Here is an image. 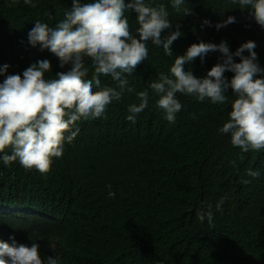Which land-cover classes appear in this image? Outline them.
I'll use <instances>...</instances> for the list:
<instances>
[{"label": "trees", "instance_id": "obj_1", "mask_svg": "<svg viewBox=\"0 0 264 264\" xmlns=\"http://www.w3.org/2000/svg\"><path fill=\"white\" fill-rule=\"evenodd\" d=\"M145 2L167 7L173 27L162 36L177 26L182 33L171 45L173 55L148 42L147 59L126 77L135 91L109 104L101 117L81 118L78 135L71 143L65 141L62 156L53 158L47 173L0 160V203L46 215L44 222L0 216V241L12 244L14 239L29 247L37 243L42 259L58 257L60 264H264V149L243 152L231 144L230 134L218 131L231 111L232 90L222 105L177 93L182 109L175 123L164 118L156 107L158 97L149 90L148 106L136 122L126 119L128 107L139 104L136 93L161 73L170 76L175 56L184 55L192 44L224 41L234 53L254 41L255 62L264 69V29L232 0H187L190 15L174 11L171 0ZM32 3L35 7L24 0H0V67L8 65L0 83L7 75L22 77L31 64L44 59L52 65L46 78L70 70V65L60 68L48 49L33 47L28 33L36 21L54 28L72 0ZM125 15L136 35V13ZM229 16L236 22L217 30L215 25ZM233 60L238 63L239 57ZM222 61L221 53L209 52L184 69L204 78ZM85 66L90 79L89 58ZM233 75L224 73L227 79ZM100 79L102 86L115 87L110 76ZM248 169L259 177L247 176ZM109 191L115 196L109 197ZM222 197V211H217ZM209 209L212 222H201L197 212Z\"/></svg>", "mask_w": 264, "mask_h": 264}, {"label": "clouds", "instance_id": "obj_2", "mask_svg": "<svg viewBox=\"0 0 264 264\" xmlns=\"http://www.w3.org/2000/svg\"><path fill=\"white\" fill-rule=\"evenodd\" d=\"M15 3L16 0H13ZM241 10H249L251 17L264 29V0H232ZM26 5L35 7L32 0H24ZM187 0H171V8L181 15H190L186 7ZM136 13V35L130 31L125 13ZM235 17L217 23L219 30L235 23ZM204 25L211 26L208 20ZM169 11L164 4L151 6L145 0H72L71 9L65 11L64 18L53 27L36 21L28 33V42L41 50L48 49L59 60V67L70 65V70L55 73V78H46L52 65L47 59L31 64L20 74L7 75L0 83V160L4 165L18 161L25 169H35L41 174L47 173L53 158L63 153L65 141L71 143L78 135L76 123L81 118L101 117L106 107L113 101H119L125 92L132 93L126 78L148 57V42L162 47L164 53L172 56L171 45L182 33L171 31L162 36L165 30L172 28ZM254 41L241 44L236 51L230 52L226 42L219 44L199 42L190 45L184 55L175 56L170 68V76L161 73L148 87L136 93L139 104L128 107L126 119L136 122L137 114L143 112L149 103V90L155 94L156 107L162 110L164 118L175 123L176 115L182 109L177 93L194 96L203 102L206 99L213 104L228 101V89L235 97L231 103L228 119L218 131L230 134V142L243 152L264 149V74L254 51ZM247 51L248 55L243 53ZM209 52H219L223 61L211 67L206 77L197 78L184 65L195 58L203 60ZM239 57L235 62L233 57ZM89 58L93 75L85 66ZM8 65L0 67V76L7 71ZM234 75L231 79L225 72ZM110 76L115 87L102 86L100 77ZM11 149L10 154L6 149ZM246 174L258 178V171L248 169ZM249 181L244 180L247 184ZM111 188V185L107 186ZM109 197L115 193L109 191ZM226 197L216 204V210L222 211ZM28 218L43 221L46 215L31 207H12L0 203V216ZM197 218L209 223L213 213L209 209L197 212ZM0 264H60L59 258L48 256L42 259L39 245H17L0 241Z\"/></svg>", "mask_w": 264, "mask_h": 264}]
</instances>
